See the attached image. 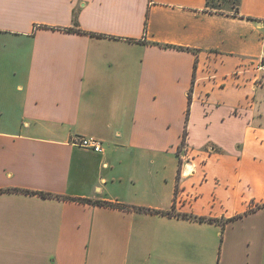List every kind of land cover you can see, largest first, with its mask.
<instances>
[{
	"label": "crops",
	"instance_id": "crops-1",
	"mask_svg": "<svg viewBox=\"0 0 264 264\" xmlns=\"http://www.w3.org/2000/svg\"><path fill=\"white\" fill-rule=\"evenodd\" d=\"M263 58L264 0H0V264H264Z\"/></svg>",
	"mask_w": 264,
	"mask_h": 264
},
{
	"label": "built area",
	"instance_id": "built-area-1",
	"mask_svg": "<svg viewBox=\"0 0 264 264\" xmlns=\"http://www.w3.org/2000/svg\"><path fill=\"white\" fill-rule=\"evenodd\" d=\"M260 69L264 70V58L260 62ZM77 145L85 150H90L94 153H101V143L95 138H81L77 141Z\"/></svg>",
	"mask_w": 264,
	"mask_h": 264
},
{
	"label": "rangeland",
	"instance_id": "rangeland-1",
	"mask_svg": "<svg viewBox=\"0 0 264 264\" xmlns=\"http://www.w3.org/2000/svg\"><path fill=\"white\" fill-rule=\"evenodd\" d=\"M236 0H214L211 2V7L220 9V10H227L232 9L235 6Z\"/></svg>",
	"mask_w": 264,
	"mask_h": 264
},
{
	"label": "trees",
	"instance_id": "trees-1",
	"mask_svg": "<svg viewBox=\"0 0 264 264\" xmlns=\"http://www.w3.org/2000/svg\"><path fill=\"white\" fill-rule=\"evenodd\" d=\"M213 1H214V0H209V5H211V2H213ZM237 1H238V0H236L235 6H236V4H237ZM235 6H234V7H235ZM234 7H233V8H234ZM212 8H214V7H212ZM184 139H185V137H184ZM39 195L42 196V197H53V195L44 194V193H39Z\"/></svg>",
	"mask_w": 264,
	"mask_h": 264
}]
</instances>
